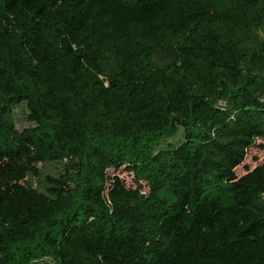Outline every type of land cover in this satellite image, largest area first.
<instances>
[{
	"label": "trees",
	"instance_id": "obj_1",
	"mask_svg": "<svg viewBox=\"0 0 264 264\" xmlns=\"http://www.w3.org/2000/svg\"><path fill=\"white\" fill-rule=\"evenodd\" d=\"M258 140L264 0H0V264H264Z\"/></svg>",
	"mask_w": 264,
	"mask_h": 264
},
{
	"label": "rangeland",
	"instance_id": "obj_2",
	"mask_svg": "<svg viewBox=\"0 0 264 264\" xmlns=\"http://www.w3.org/2000/svg\"><path fill=\"white\" fill-rule=\"evenodd\" d=\"M258 144H264V141L258 140ZM264 161V148L259 146H253L248 150V154L246 160L243 165L239 166L237 169L238 176L244 175L248 170H252L258 164ZM118 173L125 180L126 184L129 186H134L136 184L134 175L129 172L126 168L122 167L118 170ZM23 186V185H22ZM17 186L11 190L5 192V202L6 204H13L12 207H15V210L20 212L21 210H25L26 205L33 206L35 202L29 196L28 192L24 187Z\"/></svg>",
	"mask_w": 264,
	"mask_h": 264
}]
</instances>
